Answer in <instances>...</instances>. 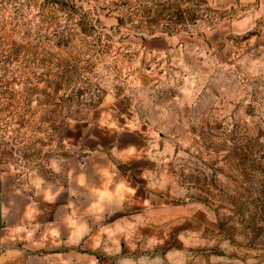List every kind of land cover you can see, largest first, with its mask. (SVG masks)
I'll return each instance as SVG.
<instances>
[{
	"label": "rangeland",
	"instance_id": "rangeland-1",
	"mask_svg": "<svg viewBox=\"0 0 264 264\" xmlns=\"http://www.w3.org/2000/svg\"><path fill=\"white\" fill-rule=\"evenodd\" d=\"M120 142L179 221L152 264H264V0H0L11 169L61 182Z\"/></svg>",
	"mask_w": 264,
	"mask_h": 264
},
{
	"label": "crops",
	"instance_id": "crops-1",
	"mask_svg": "<svg viewBox=\"0 0 264 264\" xmlns=\"http://www.w3.org/2000/svg\"><path fill=\"white\" fill-rule=\"evenodd\" d=\"M121 144L112 158H73L61 182L25 181L0 151V264H152L144 245L167 238L179 221L172 205L154 202L149 151ZM156 208L168 217L155 219Z\"/></svg>",
	"mask_w": 264,
	"mask_h": 264
}]
</instances>
